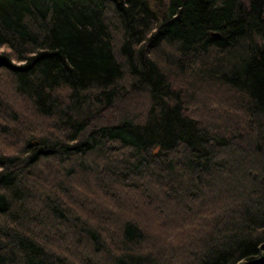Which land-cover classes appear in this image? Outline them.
Here are the masks:
<instances>
[{"label":"trees","instance_id":"obj_1","mask_svg":"<svg viewBox=\"0 0 264 264\" xmlns=\"http://www.w3.org/2000/svg\"><path fill=\"white\" fill-rule=\"evenodd\" d=\"M259 248L264 0H0V264Z\"/></svg>","mask_w":264,"mask_h":264},{"label":"water","instance_id":"obj_2","mask_svg":"<svg viewBox=\"0 0 264 264\" xmlns=\"http://www.w3.org/2000/svg\"><path fill=\"white\" fill-rule=\"evenodd\" d=\"M260 251H261V248H259V259L256 262H254V263H240V264H260V262L262 261Z\"/></svg>","mask_w":264,"mask_h":264},{"label":"bare ground","instance_id":"obj_3","mask_svg":"<svg viewBox=\"0 0 264 264\" xmlns=\"http://www.w3.org/2000/svg\"><path fill=\"white\" fill-rule=\"evenodd\" d=\"M240 263H245V262H239L238 264H240Z\"/></svg>","mask_w":264,"mask_h":264},{"label":"rangeland","instance_id":"obj_4","mask_svg":"<svg viewBox=\"0 0 264 264\" xmlns=\"http://www.w3.org/2000/svg\"><path fill=\"white\" fill-rule=\"evenodd\" d=\"M76 162H77V161L75 160V161H74V164H75Z\"/></svg>","mask_w":264,"mask_h":264}]
</instances>
